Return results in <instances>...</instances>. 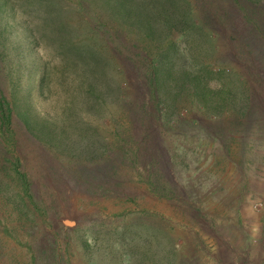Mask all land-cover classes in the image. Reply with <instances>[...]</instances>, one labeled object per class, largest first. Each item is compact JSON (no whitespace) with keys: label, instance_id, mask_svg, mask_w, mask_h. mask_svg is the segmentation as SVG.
I'll use <instances>...</instances> for the list:
<instances>
[{"label":"rangeland","instance_id":"obj_1","mask_svg":"<svg viewBox=\"0 0 264 264\" xmlns=\"http://www.w3.org/2000/svg\"><path fill=\"white\" fill-rule=\"evenodd\" d=\"M242 1L0 0V178L29 185L0 192V264H264V0ZM95 60L104 107L57 117L64 72ZM47 115L57 146L21 120Z\"/></svg>","mask_w":264,"mask_h":264},{"label":"trees","instance_id":"obj_2","mask_svg":"<svg viewBox=\"0 0 264 264\" xmlns=\"http://www.w3.org/2000/svg\"><path fill=\"white\" fill-rule=\"evenodd\" d=\"M237 1L245 9H247V4L244 1L242 0H237ZM251 14L253 15L254 11L251 12ZM219 17H221V15H219ZM221 18H222V21L225 20L223 19V17ZM198 21L199 20H196L194 23L198 24L200 28L201 23H199ZM237 41H234L235 48H237ZM240 44H241V47L243 48H248V47L251 48V46L254 45V39L250 38L249 36H246L244 37V42H241ZM241 53L246 54L247 52H241ZM218 55L215 57L216 61L220 59ZM84 60H87V59H84ZM195 64L197 65V68L200 71V73L196 75V81H201V71L202 70L204 71L205 69H207L206 72H211V70H208L209 64L207 63V65H204L202 62H200V57L196 58ZM65 70L67 69H64V71ZM72 70L73 71L71 72H66V73L64 72L66 76H64L62 79L59 78L60 82L61 81L64 82V79L66 80L64 82L63 93L57 97L54 96L55 101L60 103L56 111L57 112L56 116L60 117L63 114H72V113L76 115L79 110L80 111L83 110L87 112L85 108H87L89 104H90V109H95V112L100 111L104 107V105L100 106V104L105 103V100H107L108 98V94L111 93V92H108V90L112 88V84H110L109 82L108 83L103 82L105 77L107 76L105 75V70L101 68V65L99 64V62H96V60L93 61V63L89 65L81 66L79 70L77 68L72 69ZM214 73H215L214 75H217V76L220 75V71H215ZM43 81L44 80L41 77L39 79V86L41 85V82ZM175 85H176V88H178L177 89L178 91L184 88V87L180 88L178 84H175ZM42 88H43V85H42ZM150 89H151V93L153 96L151 97L152 106L140 105L138 104L136 95L133 94L131 96V100L129 103L130 105L129 110L131 111L130 117H132V120H129L128 128L135 130L137 133H141L142 130H147L146 125H145L146 124L145 118L147 120L149 117L153 119L157 115V112H155V107H156L157 102H159L160 95L157 96V94L154 93V90L151 87V85H150ZM205 90L200 87L197 88L195 85L192 89V95L198 99L197 101L204 102V99L207 98L208 93L209 94L211 93V90L209 89L208 90L205 89ZM42 91H43V95H45L44 90ZM162 92H164V90ZM162 92L160 94H162ZM79 95L82 98V104L80 103ZM89 95H94V99L91 102H90L91 98L88 97ZM3 98L5 99V97ZM77 102L80 103V105H76ZM131 103H132V106H131ZM10 106L11 104L6 100H3L0 104V112H1V115H5V120H6L5 122L7 123V125H10L9 123L11 119L10 117H11L12 110ZM21 107H23L25 110L26 109L29 111L32 110L29 103H27L25 100H24V103L18 106L19 109ZM21 120L26 125L27 130L33 136H35V139L39 140V142L45 145H49V146H57L59 136H58L56 129L59 126L56 122H52V120L50 119L48 115L42 116V117L23 116ZM50 129H53V130L47 132ZM53 131L55 132L53 133ZM2 135H3V139H4V135H6L7 137V139L2 140L3 147H10L11 144L14 142L12 131L10 129L8 132L4 130L3 133L0 132V136ZM74 142L75 140L73 139L72 136H70L67 141L63 142V145L66 147H69L72 150L74 149L73 148ZM152 146H154V143H152ZM157 148L158 147H156V149H152L150 154H153L154 150L157 151ZM89 152H93V151L89 149ZM94 157H96V155ZM16 166H17L16 164L12 166L11 165L4 166V169L2 170V175H4L10 167H12L13 176L10 178L11 181H9L6 177L0 178V192L4 191L5 188L21 189L19 190L18 193H15L14 199H15V203L20 202L24 204L23 201L25 200V198L21 194L22 188H24V190H29L28 189L29 185H27L28 182H27L26 177L22 174L21 170H19ZM21 174L24 176V178L21 177L22 176ZM28 198H30L31 203H33L34 200L30 194L28 195Z\"/></svg>","mask_w":264,"mask_h":264}]
</instances>
